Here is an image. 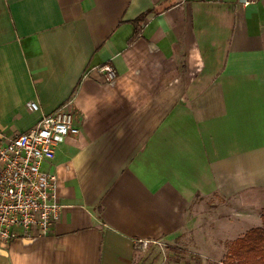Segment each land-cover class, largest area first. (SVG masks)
<instances>
[{
  "label": "crops",
  "instance_id": "1",
  "mask_svg": "<svg viewBox=\"0 0 264 264\" xmlns=\"http://www.w3.org/2000/svg\"><path fill=\"white\" fill-rule=\"evenodd\" d=\"M243 1L0 0V135L68 102L80 128L42 164L60 219L0 264H135L145 242L220 263L263 226L264 1Z\"/></svg>",
  "mask_w": 264,
  "mask_h": 264
},
{
  "label": "built area",
  "instance_id": "2",
  "mask_svg": "<svg viewBox=\"0 0 264 264\" xmlns=\"http://www.w3.org/2000/svg\"><path fill=\"white\" fill-rule=\"evenodd\" d=\"M264 0H244V5ZM106 80L117 77L112 64L99 67ZM38 109L36 102L31 103ZM80 131L71 103L44 114L35 126L14 137L0 135V245L51 233L60 219L63 205L57 196V176L43 170L52 160L56 146ZM147 243H144V247Z\"/></svg>",
  "mask_w": 264,
  "mask_h": 264
},
{
  "label": "trees",
  "instance_id": "3",
  "mask_svg": "<svg viewBox=\"0 0 264 264\" xmlns=\"http://www.w3.org/2000/svg\"><path fill=\"white\" fill-rule=\"evenodd\" d=\"M144 16L145 14L141 15L138 20L142 21ZM262 220L263 226L250 229L232 243L227 255L220 263L210 262L209 264H264V211Z\"/></svg>",
  "mask_w": 264,
  "mask_h": 264
},
{
  "label": "rangeland",
  "instance_id": "4",
  "mask_svg": "<svg viewBox=\"0 0 264 264\" xmlns=\"http://www.w3.org/2000/svg\"><path fill=\"white\" fill-rule=\"evenodd\" d=\"M173 246L161 244H148L137 249L135 264H200L201 256L197 253H180ZM195 257V259H194ZM199 259V261L197 260Z\"/></svg>",
  "mask_w": 264,
  "mask_h": 264
}]
</instances>
